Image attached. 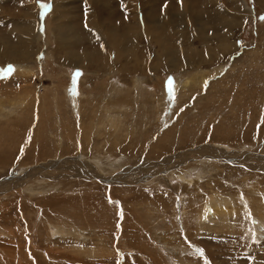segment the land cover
<instances>
[{"label": "rangeland", "instance_id": "obj_1", "mask_svg": "<svg viewBox=\"0 0 264 264\" xmlns=\"http://www.w3.org/2000/svg\"><path fill=\"white\" fill-rule=\"evenodd\" d=\"M60 2L0 0V264H264V0Z\"/></svg>", "mask_w": 264, "mask_h": 264}, {"label": "bare ground", "instance_id": "obj_2", "mask_svg": "<svg viewBox=\"0 0 264 264\" xmlns=\"http://www.w3.org/2000/svg\"><path fill=\"white\" fill-rule=\"evenodd\" d=\"M60 1H65V0H58V3ZM113 1V0H112ZM127 1H130V0H127ZM148 1V0H147ZM62 2V3H63ZM94 2V1H93ZM61 3V2H60ZM61 3V4H62ZM60 4V5H61ZM93 4V3H92ZM98 4V3H97ZM62 5H65V4H62ZM110 6V5H109ZM100 8V7H99ZM92 9V8H91ZM97 9V8H96ZM98 10V9H97ZM64 11V10H63ZM95 11V10H94ZM59 12V11H58ZM163 12H166L165 10H163ZM97 13V12H96ZM60 17V16H59ZM61 19V18H60ZM58 17H56V21L58 22ZM61 21V20H60ZM62 22V21H61ZM193 24L191 21H189L188 25L186 27H184L185 30H187L189 32L190 28H193ZM34 25V24H33ZM60 25V24H59ZM94 29L92 30L91 27L87 28L88 30H86V27L84 30L87 31V34H86V37L87 36H90V33L93 32V34L98 37V38H101V30L103 31L105 29L104 32V35L105 36H108L110 39H111V44L115 47V49L117 50V53L119 54L120 53V49H121V38H127V40L124 42V44L127 45V47L129 48H132V49H136L135 47H137L135 44H134V37L135 35H137V33H140V30L142 29L141 27L137 26L134 27V26H131L130 24H127L126 22L123 21V23L121 22V24L119 25H114L115 28H112V27H107L105 25H102V23H99V19L96 20V23L94 22ZM82 26V25H81ZM79 27V28H82V27ZM146 26V30H149V29H152V26L150 27L149 23H146L145 24ZM159 29L161 30H158V33L161 35V36H156V40L158 42L161 43V47L159 49V53H160V56L161 58L165 61V67H173V66H181V67H184L183 65H179L180 63L182 64H186L187 65V62L186 60H184V58L182 57V60L181 62H178L175 61L174 58L170 57V55L168 54V52L166 51L167 50V47H166V38L164 37V32L168 31L170 28L169 26L165 27V25L163 24H159ZM176 26H180L178 24H176ZM17 27V26H16ZM84 27V26H83ZM19 28V27H18ZM17 28V29H18ZM30 28V27H29ZM33 28V27H32ZM77 29V30H80V29ZM15 29V30H17ZM163 29V30H162ZM22 30V29H21ZM60 30V29H59ZM58 30V31H59ZM75 30V29H74ZM73 30V31H74ZM76 30V31H77ZM83 30V32H84ZM68 30H66L67 32ZM81 31V30H80ZM161 31H164V32H161ZM66 32L64 34H66ZM79 32V31H78ZM60 33V31H59ZM68 33V32H67ZM79 33H82V32H79ZM78 33V34H79ZM86 33V32H84ZM19 34V33H18ZM25 34V33H24ZM32 34V32H31ZM185 35H187L186 33H184ZM81 35V34H80ZM74 36V35H73ZM85 37V36H84ZM83 37V38H84ZM24 38V41L23 39ZM108 38V39H109ZM74 39V38H73ZM20 42L24 47H27V45H25V43L29 44L30 42V35L29 33H26L25 35H18L17 36V40L16 42ZM106 43V42H105ZM110 43V41H109ZM108 43V44H109ZM73 45V44H72ZM119 48V50H118ZM74 49V48H73ZM137 50V49H136ZM135 50V51H136ZM27 51H28V47H27ZM26 48H25V56H26ZM29 52V51H28ZM1 53V51H0ZM68 54H71L73 56L76 57V61L73 60V63H77V65H80V66H89V65H92L91 62L94 64L95 62L93 61V58H94V55L95 53L94 52H91V53H88L87 50H84L83 52L81 53H77L75 50H71V51H68L67 52ZM97 55H99V53H97ZM164 55V56H163ZM166 55V56H165ZM68 57V56H66ZM80 59V60H79ZM210 59V58H209ZM68 61V60H67ZM138 64L141 65V63H139L138 59L136 60ZM114 62V61H113ZM176 63V65H175ZM143 64V63H142ZM105 65V64H104ZM138 66V65H137ZM95 67H98L97 65ZM199 67V66H198ZM85 69V68H84ZM98 69V68H96ZM172 69V68H171ZM177 70V69H176ZM26 74H29V73H26ZM1 123V122H0ZM2 124V123H1ZM112 122H111V126H112ZM115 125V124H114ZM10 126V125H9ZM35 155V154H34ZM83 172V171H82ZM81 172V173H82ZM90 174L92 175V171H89ZM87 174V173H86ZM212 194H210V197H208V204L206 205V208L203 210V213H202V216L199 217L200 220L198 221H201V222H208V225L209 227L211 228L212 226H216L218 224V226L224 222V220L227 219V216L229 215V212L233 211L232 209L234 208L235 206V201L229 196L227 197H223L221 194L220 195H215L214 193L215 192H211ZM207 203V202H206ZM203 207V206H202ZM200 210V208H199ZM201 211V210H200ZM236 211H238L236 209ZM255 221V220H254ZM201 222H199L198 226H201L203 225ZM211 222V223H210ZM210 223V224H209ZM203 227V226H202ZM206 227V226H205ZM208 227V226H207Z\"/></svg>", "mask_w": 264, "mask_h": 264}, {"label": "snow or ice", "instance_id": "obj_3", "mask_svg": "<svg viewBox=\"0 0 264 264\" xmlns=\"http://www.w3.org/2000/svg\"><path fill=\"white\" fill-rule=\"evenodd\" d=\"M42 7H43L45 10H47V9L49 8V5H48V4H43ZM86 27H87V25H86ZM7 71H9V72L12 71L11 67H10ZM77 75H79V73H78ZM170 87H171V82H170ZM197 251L199 252V254H200L202 257L204 256L203 250L198 249ZM205 264H210V262L207 261L206 258H205Z\"/></svg>", "mask_w": 264, "mask_h": 264}]
</instances>
